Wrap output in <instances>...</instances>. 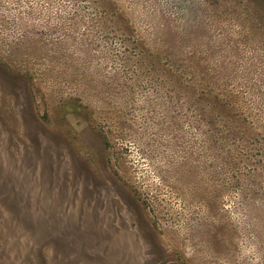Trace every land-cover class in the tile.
<instances>
[{
    "label": "rangeland",
    "instance_id": "rangeland-1",
    "mask_svg": "<svg viewBox=\"0 0 264 264\" xmlns=\"http://www.w3.org/2000/svg\"><path fill=\"white\" fill-rule=\"evenodd\" d=\"M0 264H264V0H0Z\"/></svg>",
    "mask_w": 264,
    "mask_h": 264
}]
</instances>
